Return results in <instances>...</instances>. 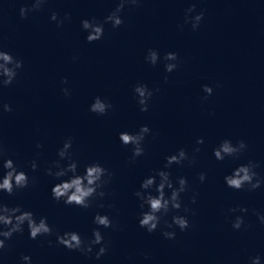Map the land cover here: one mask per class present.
Here are the masks:
<instances>
[{"label":"water","instance_id":"1","mask_svg":"<svg viewBox=\"0 0 264 264\" xmlns=\"http://www.w3.org/2000/svg\"><path fill=\"white\" fill-rule=\"evenodd\" d=\"M31 2L0 0V47L23 60L13 83L0 87V101L12 106L11 112L0 114V143L35 182L12 195L0 194V199L47 216L54 232L30 239L25 226L8 241L3 264H19L21 253L30 254L33 264H249L250 256L264 258V224L253 211L264 212V185L236 190L223 180L248 159L260 161L257 171L264 175V0H141L125 6L121 25L105 23L103 37L92 42L85 39L81 19L103 20L119 0H47L21 17L20 5ZM189 3L204 11L196 30L190 22L184 24ZM53 11L61 18L67 12L70 18L57 26L50 19ZM149 47L161 56L175 51L178 67L167 73L163 60L155 66L146 62ZM137 82L159 88L145 112L133 94ZM203 84L213 87L207 99H202ZM64 87L70 95H64ZM96 95L113 105L104 115L88 110ZM145 123L152 133L143 142L145 153L132 162L131 145L121 144L118 133L136 131ZM68 136L73 137L72 151L81 170L99 160L114 172L105 186L104 208L94 202L84 209L52 199L51 185L57 180L44 169L59 158L57 149ZM199 136L204 143L194 154L195 162L169 169L174 179H188L181 196L190 209L189 227L176 228L174 239L163 237L169 213L157 230L147 232L138 224L134 190L151 169L163 167L166 154L184 147L193 155ZM225 137L233 143L245 140L247 148L239 158H214L212 148ZM32 159L38 164L35 170L30 168ZM200 171L207 174L204 182L199 181ZM238 204L248 208L241 213L248 227L239 230L231 226L236 213L227 211ZM97 211L107 212L117 225L100 226L107 251L99 260L94 255L99 245L86 256L55 242L56 231L76 230L82 238L90 237Z\"/></svg>","mask_w":264,"mask_h":264},{"label":"clouds","instance_id":"2","mask_svg":"<svg viewBox=\"0 0 264 264\" xmlns=\"http://www.w3.org/2000/svg\"><path fill=\"white\" fill-rule=\"evenodd\" d=\"M141 0H119L116 6L108 12L103 20L97 17L82 18L81 27L86 31L85 39L88 42L100 40L104 35V25L110 22L113 28L118 27L124 21L120 13L126 5L136 6ZM47 0H32L31 4H21L19 7V15L25 17L29 12L41 8ZM196 3H189L184 10V24L191 23V28L196 30L204 16V11H196ZM70 18V14L65 12L61 18L56 11L50 15V19L55 21L57 26L64 23ZM183 27V25H178ZM75 59V57H73ZM144 60L155 66L160 60L164 61L163 67L165 72L170 73L178 67V55L175 51H167L161 56L156 48L149 47L146 50ZM23 67V60L15 57L11 52L0 47V87L8 86L16 79L18 70ZM168 79L167 76L164 77ZM67 82V77L62 78V83ZM202 90L207 99L213 93V87L209 84H203ZM65 96L70 95V89L64 87L61 89ZM158 92L159 88H150L146 83L137 82L133 86V94L139 105L141 112H145L149 108L150 98L153 93ZM113 107L111 101L106 97L96 95L88 106L90 112L97 115L106 114ZM12 106L8 102L0 101V114L3 112H11ZM152 133V129L148 124H141L136 131L123 130L118 133L121 144L131 145L130 161L135 162L137 157L145 153L144 140L147 134ZM156 133H153L155 136ZM204 143V137L196 138V145L193 149V155L185 150L184 147L177 148L171 154L164 156L163 167L153 168L150 174L144 176L140 181L139 188L135 189L133 195L139 200V213L137 216L138 224L147 232L151 233L160 226L162 217L171 214V219H164L163 224L166 226L161 228V234L166 239H174L176 237V228L184 231L189 227V218L187 213L190 211L186 204L182 203L181 194L188 190V179L181 175L172 177L170 167L173 164L180 165L187 161L189 165L195 162V153L200 151L199 145ZM73 137H66L62 146L57 149L58 159L50 161L49 166L44 169L49 176L56 178L57 182L51 185L50 193L55 201H62L65 205L78 206L80 208H90L95 202L98 208H104L105 204L102 198L106 196L105 186L108 185L114 172L106 167L99 160H92L83 165L81 170L80 164L74 158ZM37 148L42 145L37 142ZM247 148L244 139H238L233 143L230 138H223L218 144L212 148V155L218 161H223L226 157L234 159L239 158L241 152ZM64 161V163H62ZM260 161L248 159L246 162L238 163L232 170L223 176L224 183L227 187L240 190L247 186L248 190H254L264 185V175H261L257 168ZM32 170L37 169L36 159L30 162ZM200 182H204L207 174L204 171L198 173ZM35 178H30L28 172L19 167L11 156L5 154L3 144L0 143V194L7 193L12 195L14 192L29 187L30 183L34 184ZM99 201V202H98ZM191 201L195 203L196 194H193ZM107 207H113L108 204ZM183 209V214L181 213ZM228 212L236 213L231 218V226L233 229H241L245 224V217L241 213H247L248 208L244 205H235L229 207ZM259 223L264 224V212L256 211ZM92 223L97 225L91 232V236L82 238L79 231L65 230L63 232H55V242L70 250H77L81 254L90 255L93 253L94 246L99 245L95 250V258L97 260L107 251L104 234L100 226L103 228H115L113 219L106 213L97 211L92 217ZM25 226L28 230L30 239H36L38 236L47 237L53 234V226L49 224L48 217L45 215L37 216L33 210L23 207L20 204L9 206L0 199V264H3V253L9 247L8 241L14 233H23ZM51 245L53 241L47 240ZM147 257V253L144 254ZM19 264H33L30 254L21 253ZM249 264H264V258L258 253L249 257Z\"/></svg>","mask_w":264,"mask_h":264}]
</instances>
